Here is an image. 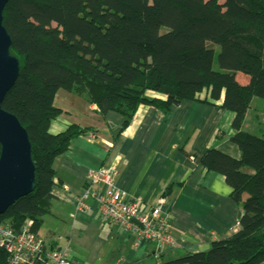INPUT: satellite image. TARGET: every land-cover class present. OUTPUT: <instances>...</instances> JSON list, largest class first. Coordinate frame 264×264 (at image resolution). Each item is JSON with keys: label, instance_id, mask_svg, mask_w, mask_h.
Here are the masks:
<instances>
[{"label": "trees", "instance_id": "obj_1", "mask_svg": "<svg viewBox=\"0 0 264 264\" xmlns=\"http://www.w3.org/2000/svg\"><path fill=\"white\" fill-rule=\"evenodd\" d=\"M2 27L19 73L1 109L27 134L35 178L0 225L18 229L50 215L54 162L93 132L49 133L62 114L53 104L58 91L84 98L100 116L119 115L121 130L140 106L167 115L195 101L233 113L239 158L208 150L199 164L224 178L239 228L206 252L160 264L264 262V137L242 131L253 99L264 100V0H8Z\"/></svg>", "mask_w": 264, "mask_h": 264}, {"label": "crops", "instance_id": "obj_2", "mask_svg": "<svg viewBox=\"0 0 264 264\" xmlns=\"http://www.w3.org/2000/svg\"><path fill=\"white\" fill-rule=\"evenodd\" d=\"M53 104L62 114L49 125L50 134H61L71 126L93 131L71 140L67 152L53 165L52 212L57 221L68 223L62 230L61 247L70 241L79 264L86 262L81 254L95 257L106 242L108 250L112 247L121 254V264H160L206 252L212 242L237 232L240 210L230 199L224 178L199 164L208 150L239 158L237 147L230 142L236 133L232 112L195 101H182L167 115L140 106L121 130L119 115L100 116L87 100L66 91H58ZM250 113L249 109L243 132L251 126L247 122ZM255 116L254 127L262 131L264 119ZM103 165L115 169L116 189L140 213L149 212L163 200L161 217L175 247L158 249L150 243L134 247L128 232L97 215L92 199L77 210L88 173ZM47 236V244H51L53 238Z\"/></svg>", "mask_w": 264, "mask_h": 264}, {"label": "built area", "instance_id": "obj_3", "mask_svg": "<svg viewBox=\"0 0 264 264\" xmlns=\"http://www.w3.org/2000/svg\"><path fill=\"white\" fill-rule=\"evenodd\" d=\"M116 171L111 166H101L88 173L85 190L77 198V210L85 208L92 199L97 206V215L130 234L133 246L153 244L158 249L173 248V240L161 217L163 200L147 213H140L133 202L123 199L114 185ZM63 238L56 237L51 244L45 243L34 234L27 223L15 229L8 224L0 225V250L6 264H79L70 241L62 244Z\"/></svg>", "mask_w": 264, "mask_h": 264}, {"label": "water", "instance_id": "obj_4", "mask_svg": "<svg viewBox=\"0 0 264 264\" xmlns=\"http://www.w3.org/2000/svg\"><path fill=\"white\" fill-rule=\"evenodd\" d=\"M7 2L0 0V216L33 191L35 178L27 134L14 116L1 109L19 73L17 60L9 54L11 41L2 27Z\"/></svg>", "mask_w": 264, "mask_h": 264}, {"label": "rangeland", "instance_id": "obj_5", "mask_svg": "<svg viewBox=\"0 0 264 264\" xmlns=\"http://www.w3.org/2000/svg\"><path fill=\"white\" fill-rule=\"evenodd\" d=\"M236 80L241 85H246L248 83V78L241 74H237ZM250 112L251 113L247 117V122L251 126H249L247 130H244V133L255 135L258 137H264V124H262L261 126V129H263L262 131L258 130L257 127H254V125L256 124L255 121L257 119L255 114L259 116V119L261 118L264 119V100L257 98L253 99L250 107ZM260 122L261 121H259V124H261ZM52 207L54 206L52 205ZM27 226L34 234L38 235L42 240L46 239V241L44 240L43 241L47 243L49 241L47 235L49 234H51L53 240L56 237L62 238L63 237L62 230L68 226V223L66 221H62V222L57 221L54 218V213L52 212V208H51L50 215L45 216L41 222L39 223L27 222ZM59 246H61L60 243L58 244V247ZM108 249H110V245L108 242H106L102 252H100L98 255H95V257H93V253L81 254L78 251L79 254L84 255V257L86 258V262L84 263L80 262V264H121L119 261V257L121 256V254H119L118 251H114L112 247H111V251Z\"/></svg>", "mask_w": 264, "mask_h": 264}]
</instances>
